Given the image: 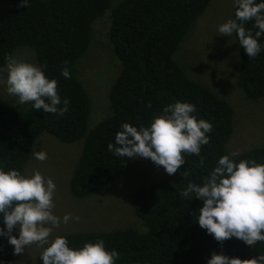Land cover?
Instances as JSON below:
<instances>
[{
    "label": "trees",
    "instance_id": "16d2710c",
    "mask_svg": "<svg viewBox=\"0 0 264 264\" xmlns=\"http://www.w3.org/2000/svg\"><path fill=\"white\" fill-rule=\"evenodd\" d=\"M0 1L11 4L0 14V68L18 47H29L37 64L45 66L46 76L58 81L61 100H70L69 110L61 116L36 110L31 102L17 106L0 95V165L5 170L23 173L42 133L63 142L84 139L69 189L76 197H85L116 180L131 162L108 151L123 123L148 126L156 113L181 101L196 105L197 118L213 124L209 143L201 147L199 156L184 154L185 164L174 176L137 188L133 212L143 222L144 231L122 228L58 236H66L73 248L103 239L109 251L119 253L116 264H207L213 252L241 260L264 254V242L250 249L235 237L217 242L196 221L203 201L180 194L190 181L202 183L218 159L230 154L226 143L233 130V107L208 81L195 75L197 68L188 65L190 55L185 61L179 54L210 0H29V7H21L20 0ZM108 9L107 45L118 72L108 88V113L89 127L90 98L75 66L91 40L94 21ZM252 25L250 21L245 27L254 35L257 29ZM233 35L239 55L238 84L245 97H263L264 51L248 57ZM260 43L264 45V37ZM187 44L184 49H190ZM65 67L71 72L70 79L61 75ZM235 159L264 163V145L241 151ZM0 227H5L2 219ZM44 247L36 254L37 264H42ZM0 264H18L7 237H0Z\"/></svg>",
    "mask_w": 264,
    "mask_h": 264
},
{
    "label": "clouds",
    "instance_id": "9594fccd",
    "mask_svg": "<svg viewBox=\"0 0 264 264\" xmlns=\"http://www.w3.org/2000/svg\"><path fill=\"white\" fill-rule=\"evenodd\" d=\"M30 3L20 0L21 7H29ZM233 4L235 18L220 24L218 32L229 37L235 34L248 57L254 58L264 51L260 43L264 37V0H233ZM250 21L257 29L254 35L245 27ZM5 60L7 79L0 82L6 83L8 94L17 97L18 103L31 102L36 110L61 116L69 110L70 100H61L58 81L46 76L45 66L14 56H6ZM61 75L70 79L69 68H63ZM197 116L192 103H170L148 126L123 123L115 144H108V151L129 160L148 158L172 175L185 164L184 154L199 156L201 147L209 143L213 124ZM239 155V150H234L221 156L202 183L190 181L180 194L203 201L196 221L217 242L235 237L254 246L264 242V163L250 159L237 162ZM33 156L43 162L47 152L33 151ZM56 189L53 179L39 170L26 175L0 165V219L5 225L0 227V237H7L14 254L23 253L32 244L47 245L40 255L42 264H116L119 253L109 251L103 239L85 242L79 248L70 247L66 236L50 239L61 223L79 219L71 213L62 218L54 214ZM15 228L19 229L18 237L12 235ZM207 264H264V254L241 260L213 252Z\"/></svg>",
    "mask_w": 264,
    "mask_h": 264
},
{
    "label": "rangeland",
    "instance_id": "374dc122",
    "mask_svg": "<svg viewBox=\"0 0 264 264\" xmlns=\"http://www.w3.org/2000/svg\"><path fill=\"white\" fill-rule=\"evenodd\" d=\"M10 6L9 2L0 1V14ZM233 6V0H210L193 25L194 28H191L189 39L182 43L179 54L184 56L185 61L186 56L190 55L188 65L197 68L195 75L208 81L217 95L226 99L233 107V130L226 149L229 152H241L264 145V96L255 99L245 97L236 78L239 57L237 42L234 35L221 36L218 32L220 24L232 19ZM108 16L109 9L94 21L91 40L75 66L77 76L90 98L89 127L108 113V88L118 72L116 61L113 62L112 59V50L107 45L110 43L106 35ZM187 43H190V49H184ZM11 56L37 64L34 51L26 46L18 47ZM1 68L5 71L0 72V81H6V63ZM0 95L17 106L25 107L29 104L18 103V98L8 94L6 83L3 82H0ZM160 114L162 113H156L154 117ZM83 142L84 139L63 142L53 135L42 133L25 165L24 174L30 175L34 170H39L55 182V215L62 218L71 213L73 218L79 217L78 220L72 219L53 229L50 239L63 233L89 230L132 228L144 231L143 222L133 212V198L137 188L176 173L169 175L162 166L157 167L150 159L136 158L131 160L125 171L113 182L85 197H76L70 192L69 181L81 156ZM40 150L47 152V159L43 162L33 156V151ZM18 233L19 229L15 228L13 234L18 237ZM247 247L250 249L251 246ZM41 248L38 244L28 246L23 253L17 254L18 264H37L36 254Z\"/></svg>",
    "mask_w": 264,
    "mask_h": 264
}]
</instances>
